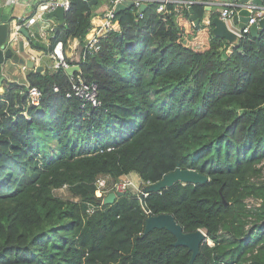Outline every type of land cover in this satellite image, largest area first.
<instances>
[{"label": "trees", "instance_id": "obj_1", "mask_svg": "<svg viewBox=\"0 0 264 264\" xmlns=\"http://www.w3.org/2000/svg\"><path fill=\"white\" fill-rule=\"evenodd\" d=\"M100 1L70 0L50 44L32 37L30 47L51 53L72 38L83 57ZM176 6L117 13L118 29L74 75L29 67L39 106L25 85L4 81L0 264H188L171 231L144 233L149 215L133 189L105 204L96 184L132 174L153 184L178 165L209 180L144 201L150 214L206 232L193 264H264V28L230 42L202 23L204 4L192 5L198 25ZM78 75L99 85L102 106L67 96ZM63 187L68 198L56 194Z\"/></svg>", "mask_w": 264, "mask_h": 264}, {"label": "built area", "instance_id": "obj_2", "mask_svg": "<svg viewBox=\"0 0 264 264\" xmlns=\"http://www.w3.org/2000/svg\"><path fill=\"white\" fill-rule=\"evenodd\" d=\"M89 1V0H85ZM131 1L133 3V9L142 16L144 13L140 12V7L142 4H147L149 7L151 5H156V12H162L165 10L168 3H177L176 11L181 13L182 8L190 9L193 4L201 3L204 5H217L220 8V18L225 21L228 28L235 33L237 38H241L244 34L252 32V26L258 24L261 19H264V0L262 3H256L254 0H108V5L102 16L100 17L99 23L93 22V28L87 35L83 49L85 55L88 52L98 51L101 48V41L106 35L112 31L117 30L118 25L114 21L117 14L116 8L119 4ZM19 3V0H0V5L11 6L13 4ZM31 12L27 15L19 14L12 15V20L10 21V37L9 41L16 43L17 36L23 35L21 33V28L27 27L30 31L34 26L35 22L39 18H43L47 13L55 10L59 6H63L67 12L70 8V0H30ZM129 8V7H128ZM240 8H246L249 11V20L244 23L242 27L233 24V18L238 15V10ZM210 22V21H209ZM240 22V21H239ZM58 24V23H57ZM57 27V25H56ZM56 27L50 30L51 40L56 36ZM32 37H36L42 41L41 34H33ZM50 40V41H51ZM65 47L62 41H58L53 51L50 53L52 57L57 61L58 67L63 66L65 69L72 65H80L79 62L84 58L82 53L78 60L74 63H68L66 61ZM81 51V49H80ZM71 89L67 94L68 97H75L81 100L82 106L90 105L92 107L102 106V100L99 96V85L96 82H87L80 75L77 77H72L71 79ZM29 100L32 105L39 106L42 99V92L36 86L28 85ZM109 176H101L97 180L98 191L102 193L104 197L111 191H128V189H133L137 193V197L141 202V206L147 215L151 212L146 208L144 199L149 196L150 192L146 191V188L151 185L150 182H144L140 179L139 184L135 185L133 180L129 177H125L118 182H110ZM112 186V187H110ZM249 205L254 203L259 204L256 200L251 199ZM94 211V208L91 209Z\"/></svg>", "mask_w": 264, "mask_h": 264}, {"label": "water", "instance_id": "obj_3", "mask_svg": "<svg viewBox=\"0 0 264 264\" xmlns=\"http://www.w3.org/2000/svg\"><path fill=\"white\" fill-rule=\"evenodd\" d=\"M247 1V0H243ZM256 3H262L263 0H254ZM91 4H96L97 0H90ZM128 7H133L131 1L119 4L116 8V12L127 9ZM149 8V5L142 4L140 7V12L144 13ZM5 7L0 5V85H3L6 76L3 74V67L8 60L18 63L21 61V56L15 49V43L9 41L10 37V21L13 19L12 15L8 12H4ZM190 12L192 13V18L194 24L198 25L200 19L194 14L193 7H190ZM66 11L63 6L57 7L55 10L46 14L48 18H56L58 21L56 31L59 27L65 23ZM249 20V15L245 17H239L235 15L233 18V24L242 27L245 22ZM240 21V22H239ZM213 33L217 36L224 37L230 42L236 41L238 38L233 31H231L225 21H223L219 16H215L212 19ZM264 28V19H261L258 24L252 26V33L257 34L260 29ZM21 33L30 40L32 38L31 31L27 27L21 28ZM26 64L30 67L34 66V62L31 59H27ZM37 72H41L42 67L38 66L36 68ZM81 70L80 65H72L66 68V72L69 75H74L77 71ZM209 180V178L194 170V169H182L178 165L175 171L169 172L163 176L161 180L156 183L151 184L146 188V191L159 192L167 187H172L178 182L182 183H194L202 184ZM128 193L127 191H111L103 199L105 204H113L118 196ZM156 228H166L171 231L176 237V246H186L191 252V259L188 264H193L196 257L200 253V248L202 243L205 241L207 234L204 230L198 229L194 232H186L183 226L176 220L175 216L171 213H161L156 215H150L146 220L145 234L153 231Z\"/></svg>", "mask_w": 264, "mask_h": 264}, {"label": "crops", "instance_id": "obj_4", "mask_svg": "<svg viewBox=\"0 0 264 264\" xmlns=\"http://www.w3.org/2000/svg\"><path fill=\"white\" fill-rule=\"evenodd\" d=\"M107 5L108 0H104L102 7L96 9L97 15L93 19V22L95 24L100 22L99 19L102 16V13H104V11L106 10ZM4 7V12H9L13 16L19 14L28 15L32 10L30 0H19V3L17 4ZM205 8L206 12L204 19L202 20L203 24H210L215 16H220V8L217 5L208 6L207 4L205 5ZM248 14L249 11L246 8H240L238 10L239 17H245ZM213 15L215 16L213 17ZM57 23L58 21L56 18H48L47 16H44L43 18H39L36 20L34 26L31 28V31L35 35L41 34L43 36L42 41L46 44H50L51 37L49 33L52 28L56 27ZM15 45L16 51H18L21 56V61L19 62L23 61V64L20 65L21 63L18 62L19 65H17L18 63H14L13 61L8 60L3 67V74L6 76L5 81L7 80L9 82H15L17 84L25 85L26 87H28L30 83L28 82L27 74L30 66L26 64L27 59H31L34 62L33 67L35 69L38 66L42 67V69L58 67L57 61L52 57L50 53H43L35 50V53L24 56L25 50L30 47V40H28L24 35L17 36ZM64 47V52L68 59L72 61L78 60L81 54V46L77 39L70 38L68 42L64 44ZM4 92V86L0 85V95H3Z\"/></svg>", "mask_w": 264, "mask_h": 264}, {"label": "rangeland", "instance_id": "obj_5", "mask_svg": "<svg viewBox=\"0 0 264 264\" xmlns=\"http://www.w3.org/2000/svg\"><path fill=\"white\" fill-rule=\"evenodd\" d=\"M103 3H104V0H101L100 3L97 4V9L98 8H101ZM33 53H35V50L32 47H28L25 50V52H24V56L25 55H30V54H33ZM19 63H21L20 65H22L23 64V61L22 62H19ZM19 63L17 65H19ZM130 179L133 180V182L135 183V185H138L139 184L140 178H139L138 175L132 174V175H130ZM110 187H112V186H110ZM56 194H58V195H60V196H62L64 198H68L70 196L69 191L67 190L66 187H63L61 189H57Z\"/></svg>", "mask_w": 264, "mask_h": 264}]
</instances>
